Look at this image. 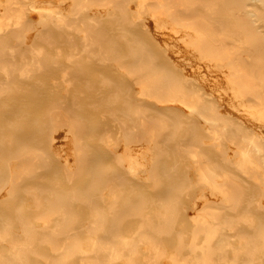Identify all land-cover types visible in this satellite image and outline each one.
I'll return each mask as SVG.
<instances>
[{"label":"bare ground","instance_id":"obj_1","mask_svg":"<svg viewBox=\"0 0 264 264\" xmlns=\"http://www.w3.org/2000/svg\"><path fill=\"white\" fill-rule=\"evenodd\" d=\"M80 2L19 0L12 9L0 0V264H264V111L234 81L243 63L220 61L197 36L154 17L147 24L159 46L150 48L163 50L152 53L155 65L195 97L152 92L146 70L117 82L135 69L104 58L86 68L79 53L57 58L80 41L72 31ZM40 37L55 42V60L43 66L33 45ZM24 60L32 69L15 73ZM250 66L263 92L264 53ZM180 107L230 131L237 162L197 128L173 164L159 165L164 144L147 125ZM115 162L114 176L100 169ZM105 184L132 194L114 201Z\"/></svg>","mask_w":264,"mask_h":264},{"label":"rangeland","instance_id":"obj_2","mask_svg":"<svg viewBox=\"0 0 264 264\" xmlns=\"http://www.w3.org/2000/svg\"><path fill=\"white\" fill-rule=\"evenodd\" d=\"M27 1L29 0H25V2ZM1 3L10 4L12 9H15L14 6L19 4V0H1ZM77 9L80 10L81 15L80 19L74 23L75 26L72 31L80 36V41L66 42V45L60 48V54L57 58L63 60L67 55L72 54L73 57H76V53H79L82 55L79 61L80 66L86 68L92 67L95 62H102L100 59L104 58L103 62L107 67L135 69L132 72L122 71V75L113 76L117 82L130 80L137 72L146 70L151 74L149 76L151 78L148 77L149 83L154 84L152 92L162 94L164 97L178 95L182 98L185 97V100L193 99L195 95L191 96L192 92L184 89V83L181 79L170 81L169 75L161 66L155 65L156 57L152 56V53H162L163 50L150 48V46H159V42L149 29L147 22L154 17H160L169 21L176 29L185 30L197 36L200 45L205 47L203 52L218 55L216 58H220V61L224 63H228L231 59L232 61L240 60L245 66L243 69L245 71L234 70L227 64L233 71L234 81L245 95L254 94L253 99L249 100L248 103L258 109L259 112L264 111V91H260V79L253 78L251 72H247L250 64L257 59L261 60L262 52L264 53V1L81 0ZM14 19L10 17L4 21L12 22ZM48 22L49 20H46V23L42 22V27L49 26L47 25ZM10 41L11 37H7L5 42L9 43ZM33 41H35L33 44L34 51L40 52L45 57L42 58L43 60H39L40 66L50 64L52 59L55 60L54 56L49 57V52L55 46L53 39L40 37L39 39L33 38ZM0 52L6 53L7 49L5 48ZM16 54V59H20L21 55ZM247 55L250 57L248 59L251 60V63H245V60H242ZM24 57L26 60L28 52L24 54ZM25 60L12 66L15 73L25 67H27L25 69H32L30 63ZM0 74L2 75L3 72L0 71ZM174 112L159 114L161 118L159 122L147 125L150 130V138H155L164 144V149L160 152L163 160L158 163L159 165L164 167V165L173 164L175 154L178 153L177 145L193 141L198 132L197 128L210 130L209 135L207 134L208 146L214 148L215 145H219L221 147L215 152L216 154L225 149L231 150L229 153L231 160L237 162L239 149L237 146H229L230 131L223 130L219 126L211 127L204 120L207 124L205 125L203 119H200L195 112L184 107H180L178 112ZM134 118L133 121L138 120L136 114ZM91 125L97 126L96 122H91ZM88 138V136L85 137V142L89 140ZM117 166L118 164L115 162L100 166V169L107 175L114 176ZM96 167L98 168L94 164L89 169L94 170ZM230 168L231 174L239 171L235 166ZM85 175V173L80 172L76 180H83ZM149 180L152 181L151 178ZM148 184H150L149 181ZM151 187H154L153 183ZM100 190L107 191L104 193V197L114 201L118 199L121 201L132 194V191L123 190L121 186L115 184L102 185ZM43 244L47 245L46 242ZM112 260L114 261H111L112 264L118 262L116 261L117 258H112ZM118 263L123 264L124 259Z\"/></svg>","mask_w":264,"mask_h":264}]
</instances>
